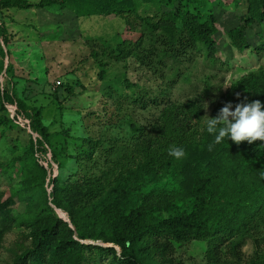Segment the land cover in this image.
Instances as JSON below:
<instances>
[{
  "label": "trees",
  "instance_id": "1",
  "mask_svg": "<svg viewBox=\"0 0 264 264\" xmlns=\"http://www.w3.org/2000/svg\"><path fill=\"white\" fill-rule=\"evenodd\" d=\"M169 2H185L196 11L166 12ZM245 3L247 14L228 34L232 48L239 51L249 48L246 32L264 26V0ZM33 6L29 0H0V15ZM36 6H60L80 19L123 21V33L115 44L104 42L91 57L102 56L116 64L133 60L170 86L176 84L185 62L198 57L213 65L218 61V20L213 13L200 11L208 6L204 0H40ZM8 37L1 21L0 38L7 48ZM0 56V75L5 63L4 76L12 74L10 53L1 44ZM99 66L104 81L108 65ZM62 91L69 97L74 94L66 83L54 94ZM103 93L115 105L108 115V102L104 103L105 111L96 115L103 127L114 129L118 121L133 120L130 111L137 108L159 110L146 123L133 124L134 133L130 141L124 140L121 157L112 158L121 141L102 136L73 139L76 153L70 155V135L52 133L43 121L44 108L29 107L20 99L16 82L11 90H3L0 82L3 110L12 107L14 120L38 135L31 137L22 156L0 161V175L14 183L12 195L0 203V249L16 228L24 230L25 241L17 243L19 251L9 264H104L105 260L107 264H184L176 259L177 247L193 242L207 245L206 264H264V142L237 145L225 138L213 144L203 118L216 117L228 102L236 105L246 98L264 103V66L235 81L214 101L209 115L199 101L163 100L167 89L150 97L126 76L108 83ZM20 117L30 120L29 126ZM0 124L8 127L10 121L0 118ZM173 146L182 147L185 155L179 159L169 155ZM70 161L77 169L68 176L64 171ZM53 164L59 170L57 177ZM18 202L25 208L15 214ZM249 241L255 253L245 260L242 250Z\"/></svg>",
  "mask_w": 264,
  "mask_h": 264
},
{
  "label": "rangeland",
  "instance_id": "2",
  "mask_svg": "<svg viewBox=\"0 0 264 264\" xmlns=\"http://www.w3.org/2000/svg\"><path fill=\"white\" fill-rule=\"evenodd\" d=\"M29 1L35 4L29 10L5 11L0 15V24L1 21L6 23L11 43L7 48L0 38V44L7 55L10 53L9 60L13 65V73L4 76L7 70L5 63L0 82L3 90H11L12 83L16 82L20 99H25L29 107L44 108L43 121L52 133L66 132L70 135L72 139H67L70 155L76 153L77 145L73 139L102 136L108 140L117 138L121 141L117 144V154L112 158L121 157L125 151V141H130L134 133L133 124H143L158 116L159 110L154 107L147 111L137 108L130 111L133 120L124 123L117 120L114 129L103 127L96 115L101 114V109L105 111L102 106L106 102L108 115L115 108L114 102L108 101L103 93L110 82L123 80L126 76L150 97H159L167 89L168 93L163 98L165 101H199L202 105L207 102L209 108L204 111L209 115L214 101H219L235 81L264 66V26L255 25L246 32L249 48L239 51L230 44L229 32L239 27L241 18L247 14L245 0H204L208 6L198 9L204 15L213 13L218 20V61L213 65L198 57L194 62H185L173 86L152 73H146L133 60L116 64L102 56L99 60L91 57L92 50H100L98 47L104 42L115 44L117 35L123 33V21L115 17L80 19L60 6L41 9L36 6L40 0ZM188 9L196 11L194 6L185 2H169L164 7L166 12L180 14ZM100 62L108 65L104 81L99 77L102 70ZM65 83L73 87L74 94L69 97L66 91H62L61 95L56 96L55 91ZM14 116L12 107L8 106V111H5L0 103V118L10 121L8 127L0 124V161L22 156L29 148L31 137H38L29 127L18 124ZM19 120L28 126L30 124V120L23 117ZM48 159H51V155H48ZM74 168L77 169V165L70 161L64 174L69 176ZM58 175L59 170L54 165V177ZM13 189L14 183L10 178L0 175V203L12 195ZM24 208L18 202L14 213H23ZM23 232V229L16 228L7 234L0 249V264L12 262L19 251L17 243L25 242ZM242 251L245 260H249L255 253L253 242L249 241ZM206 252L205 243L193 242L177 247L176 259L184 264H206ZM107 263L108 260H105L104 264Z\"/></svg>",
  "mask_w": 264,
  "mask_h": 264
},
{
  "label": "clouds",
  "instance_id": "3",
  "mask_svg": "<svg viewBox=\"0 0 264 264\" xmlns=\"http://www.w3.org/2000/svg\"><path fill=\"white\" fill-rule=\"evenodd\" d=\"M202 107L207 111L209 104L205 102ZM203 118H206V131L213 137V144H220L225 138L237 145L245 141L249 144L264 142V103L259 100L248 102L245 98L244 102L236 105L228 102L216 117ZM213 144L209 145V150ZM169 155L179 159L185 155V151L182 147L173 146L169 149Z\"/></svg>",
  "mask_w": 264,
  "mask_h": 264
},
{
  "label": "water",
  "instance_id": "4",
  "mask_svg": "<svg viewBox=\"0 0 264 264\" xmlns=\"http://www.w3.org/2000/svg\"><path fill=\"white\" fill-rule=\"evenodd\" d=\"M56 177V176H55ZM58 212H60V211H58ZM107 247H112V245H106Z\"/></svg>",
  "mask_w": 264,
  "mask_h": 264
}]
</instances>
